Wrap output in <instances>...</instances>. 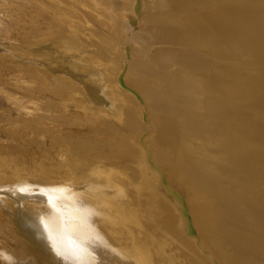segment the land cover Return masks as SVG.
<instances>
[{"label":"bare ground","instance_id":"obj_1","mask_svg":"<svg viewBox=\"0 0 264 264\" xmlns=\"http://www.w3.org/2000/svg\"><path fill=\"white\" fill-rule=\"evenodd\" d=\"M0 15V264H264V0Z\"/></svg>","mask_w":264,"mask_h":264},{"label":"rangeland","instance_id":"obj_2","mask_svg":"<svg viewBox=\"0 0 264 264\" xmlns=\"http://www.w3.org/2000/svg\"><path fill=\"white\" fill-rule=\"evenodd\" d=\"M12 0H0V9H5L7 5H10V2ZM22 3V2H21ZM13 7H17L16 5L13 6ZM2 13V12H1ZM3 14V13H2ZM2 16V15H0ZM6 19H5V18ZM1 20H2V23L0 24V27H3V26H7V27H11L12 26V23H10L9 21V18L6 17V15H3V17H0ZM19 17H17V20H18ZM16 25V24H15ZM16 27V26H15ZM17 28V27H16ZM20 31H22V29H20ZM7 101L6 99L3 98V96L0 94V112L3 111V110H7V109H10L8 106H7ZM12 108V111L14 112V110L16 111L15 107L14 106H11Z\"/></svg>","mask_w":264,"mask_h":264},{"label":"snow or ice","instance_id":"obj_3","mask_svg":"<svg viewBox=\"0 0 264 264\" xmlns=\"http://www.w3.org/2000/svg\"><path fill=\"white\" fill-rule=\"evenodd\" d=\"M50 239H51V238L49 237V240H50ZM2 255H3V254H0V257H2Z\"/></svg>","mask_w":264,"mask_h":264}]
</instances>
